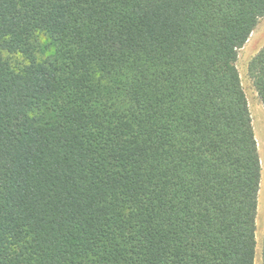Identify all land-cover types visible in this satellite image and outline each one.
Wrapping results in <instances>:
<instances>
[{
  "label": "trees",
  "instance_id": "16d2710c",
  "mask_svg": "<svg viewBox=\"0 0 264 264\" xmlns=\"http://www.w3.org/2000/svg\"><path fill=\"white\" fill-rule=\"evenodd\" d=\"M263 18L264 0H0V264H254L236 62ZM247 72L264 106V46Z\"/></svg>",
  "mask_w": 264,
  "mask_h": 264
},
{
  "label": "rangeland",
  "instance_id": "374dc122",
  "mask_svg": "<svg viewBox=\"0 0 264 264\" xmlns=\"http://www.w3.org/2000/svg\"><path fill=\"white\" fill-rule=\"evenodd\" d=\"M264 46V18L259 22L252 32L249 40L238 52L236 67L239 72L241 86L246 96L248 107L252 119V127L257 142V150L261 165V180L257 197V217H256V250L254 264H262L261 250L264 238V106L262 105L257 91L250 79L247 67L250 60Z\"/></svg>",
  "mask_w": 264,
  "mask_h": 264
}]
</instances>
